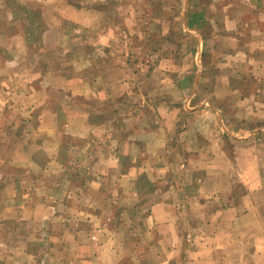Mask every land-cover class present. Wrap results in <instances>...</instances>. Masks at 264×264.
I'll use <instances>...</instances> for the list:
<instances>
[{
	"label": "crops",
	"instance_id": "obj_1",
	"mask_svg": "<svg viewBox=\"0 0 264 264\" xmlns=\"http://www.w3.org/2000/svg\"><path fill=\"white\" fill-rule=\"evenodd\" d=\"M125 3L163 38L142 78ZM0 112V264H145L116 229L173 227L185 200L231 216L217 181L261 172L264 0H0Z\"/></svg>",
	"mask_w": 264,
	"mask_h": 264
},
{
	"label": "rangeland",
	"instance_id": "obj_2",
	"mask_svg": "<svg viewBox=\"0 0 264 264\" xmlns=\"http://www.w3.org/2000/svg\"><path fill=\"white\" fill-rule=\"evenodd\" d=\"M109 8L111 6H105V9L109 10ZM141 10H143L142 4L135 3L127 6L125 3L119 9L120 19L117 21L121 24L120 30H122L120 47L123 50L121 53L123 56L125 55L127 62L130 61L133 68L131 71L135 70V76L140 78L149 73L155 64V57L150 54V48L155 51L154 48H157L160 39H163L156 36L150 45L147 35L144 37V32L149 27L146 25L147 21L136 19ZM131 14L135 20L130 17ZM152 23L153 29L155 24L157 29L159 22ZM172 26L171 23H168L167 28L162 29V33L164 31L171 32L169 28ZM63 28L66 29V26ZM72 40L70 43L73 47L80 41V39L77 42ZM89 41L88 39L86 46H91ZM110 71L107 70L105 74L109 76ZM132 90L133 92H142L140 86L133 87ZM140 102L142 103V101ZM19 106L23 108L25 105ZM1 113L6 112H0V116ZM12 120L6 116L0 117V124H11ZM257 123L264 126V115L260 114ZM262 141H264V135ZM262 149L259 154H264V145ZM6 151L4 156L9 155V151ZM232 151L237 152V150ZM0 152L3 153L2 148ZM248 156L251 157V155ZM240 167L243 168V165L241 164ZM246 167L247 187L244 185L246 180H240L237 174L240 168L230 169L227 167L225 178L228 177L230 181H225L223 178L221 181H217L216 187L213 188L217 193L231 192L235 203L233 208L236 210L231 213V216L230 213L223 214V212L212 214L211 211L215 209L208 204L205 208L209 212L199 211L185 200L183 211L173 218L175 227L155 228L149 234L147 229L136 221L132 223L134 227L130 230L126 227L116 229L115 236L118 247L115 250L119 252V257L133 258L138 255L145 261V264H164L166 262L169 264H264V179L262 181L253 179L254 177L255 179L264 178V156L260 164V173L255 171L257 168L255 163L249 161L246 163ZM216 199L219 200L217 197ZM176 207L178 209L180 205ZM247 209L253 212L247 215L245 212ZM205 213L209 214V220H206L207 214L206 218H203ZM142 238V243L136 244Z\"/></svg>",
	"mask_w": 264,
	"mask_h": 264
}]
</instances>
